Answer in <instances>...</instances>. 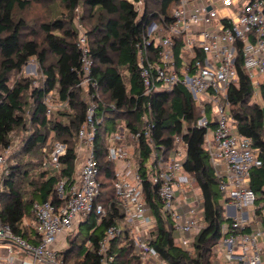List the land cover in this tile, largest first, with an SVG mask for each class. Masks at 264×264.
Returning a JSON list of instances; mask_svg holds the SVG:
<instances>
[{
    "label": "built area",
    "instance_id": "obj_1",
    "mask_svg": "<svg viewBox=\"0 0 264 264\" xmlns=\"http://www.w3.org/2000/svg\"><path fill=\"white\" fill-rule=\"evenodd\" d=\"M131 2L143 22L142 34L135 42L142 89L134 92L131 108L139 115L134 121L127 117L109 120L114 129L106 136L107 159L114 163V188L122 216L106 228L96 246L91 240L85 245L96 250L100 264H115L117 249L123 245L116 242L125 236L141 264H170L151 242L158 213L150 193L158 212L172 223L176 243L193 249L207 221L201 188L185 169L189 156L187 119L182 117L183 130L174 134L170 146L156 143L154 137L157 121L152 98L183 87L198 110L193 127L205 129L203 146L225 201V217L232 219L221 224V235L212 246L215 264H264V186L262 191L252 186L253 172L263 167L264 158L253 139L237 129L228 95L230 87L239 82L240 58L254 97L261 95L264 0H177L167 13L156 18L150 14L145 19L142 0ZM77 46L81 52L77 85L83 89L81 98L87 104L86 119L77 133L78 170L59 178L57 201L34 202L39 243L15 233L0 216V243H9L0 248V264H66L59 256H65L62 250L69 236L89 216L94 215L99 222L107 215L99 201L102 185L95 140L109 112H126V108L102 98L86 32L79 33ZM44 102L48 116L68 104V100H54L52 93ZM50 143L52 149L43 169L50 167L62 173L69 147L61 140ZM146 146L149 150L145 156ZM10 147L0 153V189ZM12 245L26 255L15 254Z\"/></svg>",
    "mask_w": 264,
    "mask_h": 264
},
{
    "label": "trees",
    "instance_id": "obj_2",
    "mask_svg": "<svg viewBox=\"0 0 264 264\" xmlns=\"http://www.w3.org/2000/svg\"><path fill=\"white\" fill-rule=\"evenodd\" d=\"M42 1L44 0H0V153L12 144L11 135L14 131L31 129L27 132L16 161L9 164L7 173L2 177L0 216L15 233L35 243H39L40 238L36 236L34 229L36 218L33 204L35 201L49 199L57 201V181L63 174L72 175L76 171L77 133L86 119L87 110V104L81 98L83 89L77 85L80 75L76 69L81 64V52L77 46L78 40L76 41L79 34L72 17H59L43 22L40 25L44 33L41 41L36 31L30 32L32 37H27L25 30L28 25L25 19L17 17V9L24 10L33 3ZM60 1L69 11L82 4L97 17L88 33L94 36L90 48L95 61L94 74L99 78L101 86V96L108 103H116L118 108H126V112L121 109L109 112L95 140L102 185L99 201L106 207L107 215L99 222L94 215L89 216L80 224L78 231L69 236L68 248L64 251L65 263L74 256V264H100L96 250L90 249L85 243L91 240L93 246H96L106 228L122 216L114 188V163L107 159L106 136L108 130L114 129L110 128L109 120L115 117L138 120L139 113L131 108L135 100L134 92L142 89L135 42L142 34L143 22L139 21V13L129 0ZM142 1L145 19L150 14L156 18L161 13H167L169 6L177 0ZM50 52L55 56L51 62ZM34 56L43 70L42 85H34L32 77H17L23 66ZM237 69L239 82L230 87L228 92L230 108L239 132L253 139L264 158V107L255 100L254 88L241 58ZM50 93L54 100H68V104L56 108L48 116L44 99ZM260 97L264 101V84L261 86ZM152 103L157 121L154 129L156 143L170 146L174 134L183 130L182 117L188 121L186 126L189 131L186 137L189 156L185 169L196 179L203 193L207 226L198 234L192 250L181 247L175 241L172 223L164 220L158 212L156 201L149 193L154 212L158 213V225L151 242L161 257L170 264H215L212 246L221 235V224L232 219L225 217V201L217 188V178L203 146L205 129L193 127L199 115L195 102L188 90L177 87L169 94H156ZM130 125L133 126L131 123ZM51 135L55 140L66 142L69 147L68 154L63 158L62 173L50 167L43 169V163L52 149ZM147 150L148 146L145 156ZM27 153L39 157L40 161L35 166L40 167L38 175L32 176L31 169H23L21 158ZM29 177L31 190L26 193L23 186L25 179ZM146 186L149 190L151 183L148 182ZM252 186L258 191L263 190L264 165L253 172ZM28 215L33 216L32 223H28ZM80 237H83L81 242ZM118 243L123 245L117 249L115 264H141L140 258L132 254V247L125 236L116 242Z\"/></svg>",
    "mask_w": 264,
    "mask_h": 264
},
{
    "label": "rangeland",
    "instance_id": "obj_3",
    "mask_svg": "<svg viewBox=\"0 0 264 264\" xmlns=\"http://www.w3.org/2000/svg\"><path fill=\"white\" fill-rule=\"evenodd\" d=\"M132 1V0H129ZM141 6H144V3L142 1ZM17 17H22L25 19L27 23V29L25 30V34L27 37H32L31 33L32 31H36L39 34V40L41 41L44 37V33L42 32V29L40 25L43 22H46L48 20L54 19V18H71L73 21V25L75 29L78 31V34L81 32H86L88 37V43L89 46L92 45V42L94 41V36L90 35L88 32L94 24L96 23L97 17L95 15H92V11L89 8H85L82 4L79 5L75 10L69 11L65 4H63L60 0H44L40 3H33L28 8L24 10L17 9L16 10ZM79 37V35H78ZM78 37L76 38V41L78 40ZM55 56L50 52L49 53V62L53 61ZM32 77L34 79V85H42L44 83V74L43 70L40 66V63L36 56L32 57L24 66L19 75L17 77ZM28 98V94L26 96ZM256 102L261 104L264 107V101L261 99L260 95H257L255 97ZM30 106H28L27 109H29ZM30 130L26 131L24 129H17L13 132L11 135L12 138V144L10 147V152L7 154V166H9L10 163H14L16 161L17 155L20 154L21 146L23 144L24 139L27 137V132H30ZM50 140H55L52 135ZM82 152H86V148L82 149ZM46 160V159H45ZM39 157L36 155L31 154H25L21 158L23 169H31V175H38L40 172V167H35L37 163H39ZM78 170V167L76 165V171ZM29 171V172H30ZM31 176V177H32ZM30 177L28 179H25L26 183L23 186V190L28 193L31 190V185L29 184ZM2 188V187H1ZM32 215H28L27 221L28 223H32ZM84 230V228H83ZM72 237V236H71ZM70 237V238H71ZM83 239V237H80V242ZM16 247V246H14ZM18 247L14 248L17 249ZM60 255V254H59ZM64 256H59V261ZM75 257H70L66 260V264H74Z\"/></svg>",
    "mask_w": 264,
    "mask_h": 264
},
{
    "label": "crops",
    "instance_id": "obj_4",
    "mask_svg": "<svg viewBox=\"0 0 264 264\" xmlns=\"http://www.w3.org/2000/svg\"><path fill=\"white\" fill-rule=\"evenodd\" d=\"M8 245L9 243H0V248L1 249H4V247H5V245ZM69 244V243H68ZM15 245H12V248H13V252L15 253V254H17V255H20V256H25L26 255V253L25 252H23V251H21L19 248H17V249H15L14 250V248H16V247H14ZM68 248V245L62 250V252H64L66 249Z\"/></svg>",
    "mask_w": 264,
    "mask_h": 264
}]
</instances>
